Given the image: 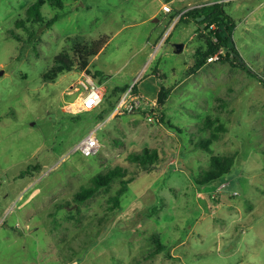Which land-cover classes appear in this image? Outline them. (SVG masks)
Here are the masks:
<instances>
[{
    "label": "rangeland",
    "instance_id": "obj_1",
    "mask_svg": "<svg viewBox=\"0 0 264 264\" xmlns=\"http://www.w3.org/2000/svg\"><path fill=\"white\" fill-rule=\"evenodd\" d=\"M34 1L0 0V264H264V84L223 60L197 67L205 33L183 19L221 3L264 76V0H63L41 8L45 23L60 15L50 27L27 18ZM99 40L86 71L107 93L86 112L73 45ZM151 77L163 116L115 114L130 87L148 99ZM98 125L99 153L63 162ZM134 152L156 165L142 172ZM215 156L232 159L228 174L199 185ZM115 169L132 179L119 206L120 178L77 200Z\"/></svg>",
    "mask_w": 264,
    "mask_h": 264
},
{
    "label": "trees",
    "instance_id": "obj_2",
    "mask_svg": "<svg viewBox=\"0 0 264 264\" xmlns=\"http://www.w3.org/2000/svg\"><path fill=\"white\" fill-rule=\"evenodd\" d=\"M62 1L63 0H36L32 2L31 5L27 8V18L29 20L31 19L33 23H40V24L42 23V25H46L47 27H50L59 19L60 15L55 14L54 17H52L48 22L45 23L41 12V8L46 3H48L53 7L59 8L61 6ZM165 1L166 3H170L174 0H165ZM201 17L203 18L200 19ZM183 19L184 20L187 19V21L193 22L196 25L197 30H203L205 33L204 34L205 51L199 53V55H201L200 56L201 58H199L197 61V67L202 66L207 60V58L210 57L211 55L216 54L219 50H223V53L220 54L219 56L220 57L219 60L229 62L230 65L233 67L243 68L249 76L257 78L261 83L264 84V76L253 73L252 70L239 57V53L232 39L235 23L233 19L226 13L221 3L217 2L211 5H206L199 10L196 9L188 10L183 14ZM17 24H20V26L24 25L22 20H19ZM211 25H214L215 28L212 29L210 27ZM105 43L106 42L103 40L90 41L88 43L74 42L73 49L75 51V54L77 55V59L79 62V69L86 71V68L90 60L98 55L100 50L105 46ZM94 80L96 81L95 78ZM102 81L103 80H101L99 84L102 83ZM133 91L134 92L137 91L135 86L133 88ZM118 97L112 103L113 106H115L116 101H118L117 100L119 99ZM165 98H166L165 93L158 94L157 96V103H156L157 106L155 109L156 112H159L160 115L159 117L163 116L162 108L165 102ZM104 113L105 111L103 110L96 116V118H94V120L97 121L96 124H98L104 119ZM130 157L132 161L138 163L142 172L150 171L156 165V162L158 160V156L153 152H145V153L134 152L130 155ZM231 164H232V159L215 156L214 158H212L210 169H208L204 174H202L201 179L198 180L197 183L199 185H203V184L206 185L212 182H219L222 178H224L228 174L229 167L231 166ZM33 169L38 170L39 168L34 167ZM28 173L30 172L28 171L23 172V174H28ZM32 173L33 172H31V174ZM125 177H126L125 173L121 169H115L105 174H99L92 179V186H90L87 189L85 188L82 194H79L77 200L83 201L90 198L95 192L98 191V189H100L101 187H106L115 179L120 178L121 179L120 189L117 191L116 195L112 198L114 204L116 206H119L120 197L127 191V186L132 182V179H126ZM158 245H159V249H162L163 246L161 244Z\"/></svg>",
    "mask_w": 264,
    "mask_h": 264
},
{
    "label": "built area",
    "instance_id": "obj_3",
    "mask_svg": "<svg viewBox=\"0 0 264 264\" xmlns=\"http://www.w3.org/2000/svg\"><path fill=\"white\" fill-rule=\"evenodd\" d=\"M171 7L169 4L163 5V11L165 13L171 12ZM212 29L215 28L214 25L210 26ZM223 53V50H219L216 54L211 55L207 58L208 62L217 60L220 57V54ZM77 90L83 92L80 101H78L79 109L82 111H92L98 108L105 95V87L102 84H98L92 75L87 71H82L78 81L75 84ZM156 102L152 99L143 98L140 94H137L133 91V87L125 90L119 97L117 103L115 104V114L118 113H132L137 111H143L150 114L151 116H158L156 112ZM101 128V125H98L94 130L89 131L83 138H81L77 144L72 147V150L66 155L62 156L63 162L66 161L69 156L73 153H80L83 157H92L99 153L100 144L96 137L97 131ZM227 184H221V187H225Z\"/></svg>",
    "mask_w": 264,
    "mask_h": 264
},
{
    "label": "crops",
    "instance_id": "obj_4",
    "mask_svg": "<svg viewBox=\"0 0 264 264\" xmlns=\"http://www.w3.org/2000/svg\"><path fill=\"white\" fill-rule=\"evenodd\" d=\"M154 80H153V77H151V78L148 79V84L146 86L147 87V93H145L146 94V97H148V99L149 98L150 99L156 98V93H157L156 92V86H157V84H156V80L155 81ZM100 84H102L105 87V92H107V89H106L105 84H103V83H100ZM141 85H143V83Z\"/></svg>",
    "mask_w": 264,
    "mask_h": 264
},
{
    "label": "water",
    "instance_id": "obj_5",
    "mask_svg": "<svg viewBox=\"0 0 264 264\" xmlns=\"http://www.w3.org/2000/svg\"><path fill=\"white\" fill-rule=\"evenodd\" d=\"M203 17H201L200 19H202ZM199 19V20H200ZM175 46V52H180L183 48V44L182 43H177V44H174ZM4 74V70H0V77Z\"/></svg>",
    "mask_w": 264,
    "mask_h": 264
}]
</instances>
